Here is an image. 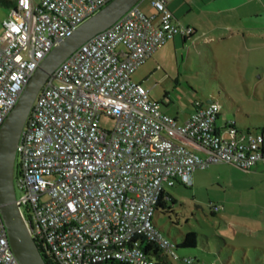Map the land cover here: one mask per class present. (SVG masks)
Returning <instances> with one entry per match:
<instances>
[{"label":"built area","instance_id":"2783aa9c","mask_svg":"<svg viewBox=\"0 0 264 264\" xmlns=\"http://www.w3.org/2000/svg\"><path fill=\"white\" fill-rule=\"evenodd\" d=\"M109 1L16 0L0 30V127L53 46ZM167 2L151 0L152 16L130 8L81 44L36 94L15 148L13 187L46 264H157L140 238L176 261L174 245L152 221L165 189L191 186L192 173L211 163L245 172L264 165L262 130L243 131L233 120L217 125L221 105L213 100L195 101L179 124L131 79L165 42L193 33L175 22ZM0 264H20L1 219Z\"/></svg>","mask_w":264,"mask_h":264},{"label":"rangeland","instance_id":"374dc122","mask_svg":"<svg viewBox=\"0 0 264 264\" xmlns=\"http://www.w3.org/2000/svg\"><path fill=\"white\" fill-rule=\"evenodd\" d=\"M145 5L155 12L150 0H140L136 6L141 10ZM7 13L8 9L0 4V30ZM194 44L188 42L173 51L165 44L160 59H148L131 79L148 90L162 112L178 121L193 112L195 101L213 100L221 105L217 125L233 120L243 131H260L264 126V76L260 70L254 64L249 67L245 54L241 62L239 52L227 51L221 44L203 45L201 40ZM99 123L105 129L113 125L105 116ZM167 190L176 203L170 214L154 212L156 228L176 246L184 233L197 232L196 246L176 248L179 260L173 263L184 264L181 260L191 257L203 264H264V233L257 235L260 240L253 233L240 234V229L235 234L232 228L236 227L227 222H242L264 212V186L259 178L233 164L216 162L195 170L191 186L180 183ZM212 204L221 209L211 213ZM217 230L223 232L225 244L209 238L207 249L203 248L205 239L199 234L210 235Z\"/></svg>","mask_w":264,"mask_h":264},{"label":"crops","instance_id":"0c3cea01","mask_svg":"<svg viewBox=\"0 0 264 264\" xmlns=\"http://www.w3.org/2000/svg\"><path fill=\"white\" fill-rule=\"evenodd\" d=\"M167 6L176 23L193 28V33L189 37L176 35L165 42V44L168 43L169 50L172 48L173 51L178 46L183 48V45L188 42H195L194 45H197L199 40L203 45L221 44L227 51L239 52L237 57L241 62L245 54L249 67L254 64L255 69L260 70L261 76H264V0H168ZM137 8L140 10L138 6ZM140 12L146 16L156 14L146 5ZM163 46L157 49L149 60L152 58L154 60V56H156L155 59H160ZM241 62L239 64H242ZM186 118L180 121L176 118V120L180 124ZM185 146L200 156L205 155L203 150L189 142H186ZM247 173L259 178L262 187L264 186L263 164H256ZM164 192H168L167 188ZM227 222L236 227L232 228L235 234L240 229L242 230L240 234L253 233L258 239L257 235L264 233V212H260L258 216L246 218L242 222L231 223L229 220ZM217 233L224 237L222 231L217 230Z\"/></svg>","mask_w":264,"mask_h":264},{"label":"water","instance_id":"95a60500","mask_svg":"<svg viewBox=\"0 0 264 264\" xmlns=\"http://www.w3.org/2000/svg\"><path fill=\"white\" fill-rule=\"evenodd\" d=\"M139 1L110 0L85 19L70 35L53 46L33 72L0 127V219L5 226L9 246L20 264H46L15 204L13 187L15 148L36 94L54 69L81 44L108 28Z\"/></svg>","mask_w":264,"mask_h":264},{"label":"trees","instance_id":"16d2710c","mask_svg":"<svg viewBox=\"0 0 264 264\" xmlns=\"http://www.w3.org/2000/svg\"><path fill=\"white\" fill-rule=\"evenodd\" d=\"M0 4L5 6L9 11L10 9L15 8L16 0H0ZM261 130L264 132V126L261 128ZM247 131H249V130H247ZM184 186H186V185H184ZM175 203H176V200L170 195L169 192H163L160 199H159V202L156 204L155 211L159 210L164 214L165 213L170 214L173 212V206ZM199 235L203 239H205L204 243L202 242V247L205 249H207V247H208L207 239H209V238H215L218 242L222 241L225 244V238L218 233H212L210 235H205L203 233L202 234L200 233ZM196 237H197V232H195V231H188V232L184 233L182 235V239H181L180 244L178 246L173 244L174 245L173 251L178 247H182V248H193V247H195L196 246ZM139 245L143 249V251L146 254H148L157 264H173V260H171L170 257L166 253H164L162 249H160L157 246V244L150 242L147 239L140 238L139 239ZM177 260H179V258ZM181 262L184 263L182 260H181ZM226 262H228V261H226ZM184 264H186V263H184ZM193 264H198V263L195 262Z\"/></svg>","mask_w":264,"mask_h":264}]
</instances>
